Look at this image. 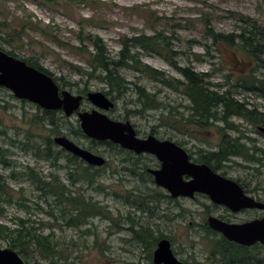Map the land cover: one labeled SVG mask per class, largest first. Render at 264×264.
I'll return each mask as SVG.
<instances>
[{
    "label": "rangeland",
    "instance_id": "obj_1",
    "mask_svg": "<svg viewBox=\"0 0 264 264\" xmlns=\"http://www.w3.org/2000/svg\"><path fill=\"white\" fill-rule=\"evenodd\" d=\"M240 16L255 20L264 28V0H53L52 3L0 0V48L19 59L38 62L55 78L62 79L59 81L62 90L86 96L89 92L107 91L99 72L88 75L92 72L90 59L96 38L103 41L114 59H119L123 41L158 37L166 42L168 54L131 47L132 52L140 54L142 65L182 80L178 68L188 66L210 74L211 81L221 87L216 89L224 90L234 87L239 76H247L251 71L264 77V69L250 60L240 43L236 41L234 48L215 44L211 36L212 32L223 36L239 34ZM120 75L130 84L121 95L108 96L115 103L106 113L110 118L130 121L144 138L151 135L182 144L195 161L200 160L203 152L218 148L220 125L201 128L193 121L191 124L180 121L182 117L186 120L190 104L181 92L132 68L122 69ZM135 85L155 94L161 108L144 114L133 113L140 108L135 104L139 99ZM237 98L264 108V100L256 95L239 91ZM82 108L90 111L94 106L86 99ZM57 114L59 133L53 139L69 137L85 149L92 147L99 151L108 162L101 167L92 166L97 178L89 184L78 177L84 176L83 169L88 164L79 158L81 168L76 171L75 163L69 167L70 154L55 143L54 151L60 152L64 159H42L40 152L45 150L42 143L50 132L36 120L40 118L39 110L29 102L17 100L9 90L0 89V174L7 177L9 196L14 201L0 203V224L15 229L17 219L35 222L31 225L37 229V235H50L59 244L61 255L79 264H153V244L143 245L136 238L141 234L146 242L165 237L185 263L206 264L204 260L213 250V243L208 241L203 227L210 215L217 216L223 210H216L203 199L167 204L147 171L158 161L143 156L139 163L136 155L120 152L118 145L92 144L90 138L77 131L81 129L77 114L70 117L63 112ZM231 122L247 138L256 140L252 145L264 149V134L257 126L235 118ZM231 134L237 136L236 132ZM30 146L35 151H30ZM245 166L253 167L243 159L234 158L225 162L218 172L242 184L249 197H264V166L256 167L258 170ZM70 172L76 173L77 184L69 180ZM37 179L52 184L57 180L75 195L92 199L97 203L98 211L94 210L99 215L81 219L76 227H69L67 222L72 220L67 219L69 214L62 215V207L56 206L53 197L47 203V195L37 188L42 186ZM71 209L72 203L63 210ZM254 211L239 218L249 220L262 214ZM33 248L37 247H25L31 259L40 257L41 253L39 264H51L41 250ZM258 257L264 258L261 248Z\"/></svg>",
    "mask_w": 264,
    "mask_h": 264
},
{
    "label": "trees",
    "instance_id": "obj_2",
    "mask_svg": "<svg viewBox=\"0 0 264 264\" xmlns=\"http://www.w3.org/2000/svg\"><path fill=\"white\" fill-rule=\"evenodd\" d=\"M46 1L52 3L53 0ZM240 18V32L236 36H223L214 32L211 33V36L215 39V44H225L233 48L236 46L237 41L240 43L242 51L247 54L250 60H253L258 67L264 69V59L262 58V56H264V28L259 26L255 20L248 17L245 18L240 16ZM122 45L123 48L118 54L119 59H114L110 52L105 48L101 39L96 38L93 43V58L90 59L92 72H89L88 75L91 76L97 72L100 73L101 82L107 87L105 93L107 96L112 97L114 93L121 95L124 90L128 89V84L130 83L120 75L122 69L132 68L136 71H141L153 80L161 82L163 85L181 92L189 100L190 104L187 106L189 114L186 117V120L185 117H182L180 121L184 120V123L186 121L188 124H191V121H193L201 128L220 125L218 128L221 142L218 148L214 152H203L200 154V162L208 164L216 171H219L225 162L234 158L243 159L246 163H249V165H253V167L245 166V168L248 169L252 167L253 169L258 170L256 167L264 166V149L252 145L251 142H256V140L247 138L244 135V132L240 131L239 126L231 122V120L235 118L247 122L250 125L257 126L258 131L260 127L264 128V108L252 105L245 98L241 100L237 98L239 91H242L245 94L256 95L258 98L264 100V77L261 78L255 72L251 71L247 76H239L234 87L219 90L216 89V87H221L211 81L212 77L210 74L197 72L195 69L187 66L185 68H178L183 80L166 77L162 72L157 71L148 65H142V62L139 60L140 54L137 52L134 53L131 50V47H136L147 51H163L168 54L167 44L163 39L161 40L158 37L144 38V36H142L123 41ZM6 52L14 56L12 52ZM26 62L53 76L49 71L40 66L38 62L32 59H27ZM55 80L58 82L62 79L55 78ZM135 86L139 98L135 104L140 108L133 113L144 114L147 110L161 108L162 104H159L160 102L156 100L157 96L155 94L148 93L138 85ZM113 100H115L114 97ZM57 113L58 112L42 110L39 108L40 118H36V120L50 132L42 143L45 150L40 152L42 159L44 160L58 161L59 159H64V156H62L60 152L54 151L55 144L52 136L55 135V133H59L57 132L59 131L57 127L60 126ZM77 131L79 133L82 132L81 129ZM231 132H236L237 136H233ZM29 141H32V137L29 138ZM178 144L182 146V144ZM109 145L113 146L112 143ZM30 147V151H35L33 146ZM118 148L121 152L122 148ZM1 153L2 148H0V155ZM69 156H71V159ZM69 156L67 160L69 167L75 163V170L78 167L81 168L80 164L82 163L78 162V158L73 155ZM92 169L95 168L89 165L86 166L85 169H83V172H85L84 176H78L80 180H86L89 184H93L97 178V172L92 171ZM75 175L76 173L70 172L68 178L71 183L77 184L76 181H79V179L77 176L75 177ZM6 179V176L0 174V203L13 204L14 201L9 196L10 194ZM37 181L42 184V186L37 188L39 191L44 192L47 195V203L49 202L48 198L53 197L56 206L59 205L62 207V215L66 216L69 214L67 219H72L67 222L69 227H76L79 222L81 223V219H87L91 216L97 217L99 215L98 213L100 212H96V210L98 211L97 203H94L92 199L88 200L84 195H75V193L70 189L68 190L66 186L57 182V180L54 181V184L43 182L38 179ZM51 184L54 187L52 188L53 191L51 190ZM69 193L71 194L69 195ZM60 195L63 197L61 198ZM67 203H70V205ZM71 203L73 209H71L70 212L69 210H63L71 207ZM49 205L51 206L50 203ZM89 207L92 208V210H89ZM94 208L96 210H94ZM17 221L18 226L15 229L0 224L1 239L10 242L11 246L15 248L36 246L43 252L45 258L50 260L51 264H79L74 260H70L69 257L61 255L59 252L60 249L58 248L59 244L50 235H37V229L31 225L35 222H32L29 219H17ZM203 229L207 233L208 241L213 243V252L220 251L223 256H227L226 253L229 254L230 257L229 260H226V263L232 262L235 255L240 259V257L245 256L246 253L248 254V252L241 250L236 244L228 241L224 237H222V240H219L217 238L218 233L211 230L207 223ZM136 238L144 244H153V241L150 240L146 242L145 236L142 234L140 236L137 235ZM151 239H154L155 241V238ZM259 250V247H256L253 250L252 258L254 262L258 261L260 258L258 257Z\"/></svg>",
    "mask_w": 264,
    "mask_h": 264
},
{
    "label": "water",
    "instance_id": "obj_3",
    "mask_svg": "<svg viewBox=\"0 0 264 264\" xmlns=\"http://www.w3.org/2000/svg\"><path fill=\"white\" fill-rule=\"evenodd\" d=\"M0 88H6L16 98L30 101L45 110H63L67 117L77 112L81 129L90 139L110 141L136 154L149 153L156 156L162 168L151 170L155 182L174 197H192L194 193L200 192L209 196L213 203L233 211L242 208L264 209V204L246 195L238 182L224 177L207 164L191 162L187 152L174 141H162L155 136L141 139L130 121L111 119L106 112L112 110L115 103L104 93L89 92L87 99L96 109L82 112L80 109L83 95H74L67 90L60 91L52 76L1 49ZM259 131L264 134L263 127H260ZM53 140L56 145L89 165L101 167L106 163L104 157L81 147L69 137L59 136ZM184 175L191 176L192 180L185 182ZM208 222L212 230L221 233L231 242L244 246L256 243L264 245V218L245 224H234L210 217ZM170 247L171 244L167 240L159 243L155 251L156 263H178ZM0 252L5 254V259L0 257V264H23L13 249L7 248Z\"/></svg>",
    "mask_w": 264,
    "mask_h": 264
},
{
    "label": "flooded vegetation",
    "instance_id": "obj_4",
    "mask_svg": "<svg viewBox=\"0 0 264 264\" xmlns=\"http://www.w3.org/2000/svg\"><path fill=\"white\" fill-rule=\"evenodd\" d=\"M0 89H2V88H0ZM6 89V88H5ZM8 90V89H7ZM12 94V93H11ZM13 95V94H12ZM14 96V95H13ZM15 97V96H14ZM85 97V100H86V96H84ZM16 98V97H15ZM17 100H19V101H25V102H29V101H27V100H20V99H18V98H16ZM85 100L83 101V103L82 104H84V102H85ZM30 103V102H29ZM31 104H33V103H31ZM33 105H35V107L39 110V108H41V107H39L38 105H36V104H33ZM92 110H94V109H92ZM92 110H90V111H92ZM56 112H63V110H58V111H56ZM64 113V112H63ZM134 126V125H133ZM134 128H135V130H136V133H137V136L139 137V138H141V139H143L144 137H142V134L140 133V131H138L137 130V128H136V126H134ZM146 138V137H145ZM159 139V138H158ZM91 140V143L92 144H99V145H108L109 146V144H111L112 142H110V141H95V140H92V139H90ZM160 140H162V141H164V140H170V141H173V140H171V139H160ZM112 144H114V143H112ZM114 145H117V144H114ZM119 146V145H118ZM180 146V145H179ZM120 147V146H119ZM181 147H183V146H181ZM120 148H122V147H120ZM184 149H185V151L187 152V154L189 155V158H190V160H191V162H193V163H197V164H202L203 162H200V161H195V159L193 158V155L190 153V151L189 150H187L185 147H183ZM91 151H93L95 154H98V155H102V153L100 154V152L99 151H94L93 150V148L91 147V149H90ZM99 152V153H98ZM121 152L123 153V152H127V153H129V154H132V155H136V157H137V161H139V163L141 162V160H142V157L144 156V158L145 157H150L151 159H153L154 161L156 160V162H157V164L152 168V165H151V167H149V168H147V171L150 173V174H152V172H151V170H160L161 168H162V164H161V162L157 159V157L156 156H154V155H152V154H149V153H142V154H136V153H134L133 151H129V150H125V149H121ZM108 161H107V159H106V163H107ZM155 163V162H154ZM137 164V163H136ZM213 169V168H212ZM214 170V169H213ZM214 171H216V170H214ZM216 172H218V171H216ZM221 174V173H220ZM221 175H223V174H221ZM224 176V175H223ZM152 177H153V179H152V181H153V183L154 184H156V186H158V190H160L161 192H163L162 194L161 193H159L160 194V196L165 200V202H167V204H171V203H173V202H176V203H179V201H181V200H189V201H199V200H201V199H203L202 201H208V202H211L212 203V206L214 207V208H216V210H219V209H221V211L223 210V212L221 213V214H219V215H217V216H213V215H210L208 218H207V220H206V223L208 224V226H209V228H210V225H209V222H208V220H209V218L210 217H215L216 219H218V220H220V221H223V222H227V223H234V224H245V223H247V222H251V221H254V220H258V219H263L264 218V209L262 208V209H259V208H242V209H239L238 211H233V210H231L230 208H228V207H226V206H223V205H220V204H216V203H213L211 200H210V198H209V196H207L206 194H203V193H200V192H196V193H194V195L192 196V197H183V196H178V197H174L167 189H165L164 187H162V186H160V185H158L156 182H155V177H154V175L152 174ZM224 177H226V176H224ZM183 180L185 181V182H189V181H191L192 180V177L191 176H189V175H184L183 176ZM240 184V183H239ZM241 185V184H240ZM241 187L243 188V190H244V193L246 194V195H248V192L245 190V187L244 186H242L241 185ZM257 194H258V192H256ZM253 199H254V197H253ZM255 200L257 201V202H263L264 203V197L263 196H261V195H259V196H257V197H255ZM209 210H211V207H208V206H206ZM218 208V209H217ZM254 210H257V211H260V213H262L261 215H256L255 216V218H252V219H242V218H239V216L240 215H242V214H251V213H253V212H255ZM239 218V219H238ZM206 225V224H205ZM211 229V228H210ZM222 237H224L221 233H218V235H217V238L219 239V240H222ZM225 238V237H224ZM165 239V237H156L155 238V241H153V246H152V248H153V251H152V256H151V258H152V263L153 264H165V263H156L155 262V251L157 250V248H158V246H159V243L162 241V240H164ZM229 241V240H228ZM231 242V241H230ZM232 243H234V242H232ZM143 244V243H142ZM170 244H171V250H172V252H173V255H174V257L177 259V261H178V263H174V264H188V263H185V260H181V259H179L177 256H176V253L174 252V250H173V244H172V242L170 241ZM234 244H236L237 246H238V248H240L241 250H243V251H246V252H248V254L246 253V255L245 256H242V257H240V259H238L237 258V255H235L234 256V258H233V261L232 262H227L226 263V261H224L225 259L226 260H229V254H227L226 253V255L227 256H223V254L220 252V251H216V252H209V256L208 257H206L205 258V260H204V262H207L206 264H264V258H259V260L258 261H256V262H254L253 261V258H252V253L254 252L253 250L256 248V247H259V248H261V250H264V245L263 244H261V243H256L255 245H252V246H244V245H240V244H237V243H234ZM143 245H145V244H143ZM145 247V246H144ZM7 248H11V249H13L17 254H18V256L20 257V259L22 260V262H23V264H39V261H40V257H41V253H39L38 255L40 256V257H38V256H32V259L30 258V255H29V253L28 252H26V249H25V247L23 246V247H18V248H15V247H13V246H11V244H10V242H8V241H5V240H2L1 238H0V251H4L5 249H7ZM34 250H38V251H40V249L39 248H33ZM0 257L2 258V259H5V254L4 253H2V252H0ZM37 260V261H36ZM158 260V259H157ZM201 263V262H200Z\"/></svg>",
    "mask_w": 264,
    "mask_h": 264
}]
</instances>
